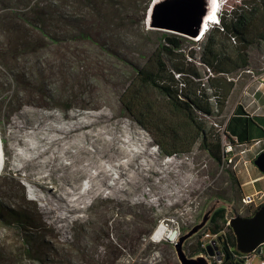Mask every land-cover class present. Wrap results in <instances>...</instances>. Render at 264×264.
<instances>
[{
  "label": "trees",
  "instance_id": "1",
  "mask_svg": "<svg viewBox=\"0 0 264 264\" xmlns=\"http://www.w3.org/2000/svg\"><path fill=\"white\" fill-rule=\"evenodd\" d=\"M144 1L147 2L145 10L152 0ZM130 3L137 4V0H0V63L24 90L36 91V85H42L45 80V70L39 62L33 65L39 69L41 78H38L37 72L27 68L28 56H37L41 50L64 42L99 43L107 34L111 21L116 19L118 27L132 24ZM187 41L193 40L163 32L160 43L144 65L135 67L132 80L120 95V102L123 109L150 133L164 155L190 153L199 146L221 165L222 135L209 118L225 116L238 85L236 75L251 66L252 49L264 47V0H241L231 9L220 12L219 22L205 34L199 56L196 50L186 51ZM94 117L86 122L58 121V124L19 118L20 121L12 124L18 130L32 129L31 137L35 140L24 144L29 152L37 154L21 156L24 164L19 170L30 169L31 176H38L34 182L37 194L45 203V212L59 214L63 209L66 214L75 213L81 208L80 204L101 196L106 189L124 198H151L163 194L154 189L144 190L145 185L154 186L160 182L165 171L171 173L160 164L156 153L149 152L148 142L135 136L133 141L138 139L136 149L131 148V155L121 158L123 155L117 148L122 143L124 131L117 130L113 116L103 111ZM110 129L119 135L112 139L107 132ZM41 132L45 135L43 138H39ZM111 143L116 151L114 157L109 154ZM60 147L68 151L66 158L60 159ZM9 148L8 144V151ZM53 151L57 157L55 166L62 169L60 187L53 183L49 169ZM29 157L33 166L24 161ZM72 157L80 160L79 167L88 178L84 190H80L79 183L70 177L68 167ZM150 157L157 163L149 164ZM122 163L128 170L121 167ZM228 173L239 183L233 170ZM110 179L113 182H109ZM259 206L250 207L248 215ZM229 219L225 208L216 211L207 236L224 235L228 248L239 253ZM147 221L143 218L142 224ZM0 223L18 230L22 240L21 245L16 246V242L8 243L0 238V264H80L76 260L78 252L84 255V264H116L108 250L98 253L89 245L77 247L74 241H63L61 246L58 240L52 242L49 237L59 238V235L53 234L51 227L42 218L36 219L34 214L14 213L0 205ZM126 233L131 240L128 253L136 255L140 249L138 231ZM206 242V239L200 242L196 253ZM151 249L149 246L142 253H151ZM244 261L245 258L236 264Z\"/></svg>",
  "mask_w": 264,
  "mask_h": 264
},
{
  "label": "rangeland",
  "instance_id": "2",
  "mask_svg": "<svg viewBox=\"0 0 264 264\" xmlns=\"http://www.w3.org/2000/svg\"><path fill=\"white\" fill-rule=\"evenodd\" d=\"M240 2L241 0H219V15L220 12L223 13ZM146 4L144 0H137V4L130 3L128 9L134 17L132 24L118 27L116 19L111 21L107 26V34H104L103 40L99 43L64 42L53 45L51 49L41 50L37 56H28L27 68L37 72L38 78H41L38 75L39 69L33 68V65L39 62L43 65L41 68L45 70V80L42 81V85H36V91L24 90L0 63V137L4 155L6 153L3 171L0 174V205L14 213L34 214L38 220L42 218V221L51 227L53 234L59 235V238L49 237L54 243L58 240L59 246L63 241H74L77 247L89 245L98 253L108 250L116 264H180L174 247L177 238L173 241L154 239L157 227L165 223L179 236L198 222L213 197L221 195L223 197L224 194L227 195L224 198L232 205V209H226L228 218L250 214V207L256 206L243 201V196L249 193L241 186V176H244L246 168L255 167L253 160L263 147L264 140L257 144L252 142V146L245 144L251 148L247 154L253 160L248 165L240 162L236 168L233 165L218 164L199 146L190 153L166 156L154 143L150 133L123 109L120 95L132 80L135 67L144 65L160 43L162 33L166 32L147 28L145 22L147 9L144 10ZM215 22H219V17ZM204 40L205 37L200 41H187L186 51L196 50L199 56ZM251 55L252 64L249 69L239 72L235 77L238 85L229 100L225 116L209 118L219 133L232 114V104L238 100L242 87L257 82L258 73L264 72V47L252 49ZM261 80L262 77L260 82ZM102 111L113 116L112 122L117 130L124 131V136L121 133L122 143L117 148L123 155L121 158L130 156L131 148L136 149L135 142L138 139L133 141L135 136L142 137L148 142L149 152L156 153L160 164L171 171L170 174L165 171L160 182L154 186L150 184L144 186L146 191L154 189L163 194L151 198L145 196L124 198L106 189L101 196L87 199L85 203L80 204L81 208L75 213L66 214L63 209L59 214L45 212V203L37 194L34 182L38 176H31L33 171L30 172V169L19 170L24 164L21 156L37 154L29 152L24 144L35 140L31 137L32 129L18 130L12 124L20 121L19 118L39 123L48 120L55 124H58V121L86 122L93 120L94 115ZM249 120L253 126L254 119ZM107 132L112 139L119 135L114 129ZM44 136L43 132L39 133V138ZM97 136L99 137L100 133ZM55 152L53 151L49 157L51 162L49 169L53 183L60 187L59 174L62 169L55 166V163L57 164ZM58 152L60 159L66 158L68 154V151L61 147ZM115 152L111 143L109 154L114 157ZM72 158L73 161L68 167L70 177L79 183L80 190H84L88 186V178L79 167L80 160L75 161L76 157ZM27 160L24 161L28 166L34 165L30 157ZM148 163L155 164L157 161L150 157ZM107 167L110 168L109 163ZM121 167L128 170L124 163ZM230 170L236 173L239 183L232 180L228 173ZM257 170L256 168V172H259ZM113 172L115 176L116 172L114 170ZM109 182H113V179ZM257 203L263 204L264 196L257 199ZM143 218L148 220L144 224ZM209 226L210 223L186 242L185 248L189 255L196 253L202 240L209 241L211 238L207 236ZM128 230L132 233L138 231L140 249L136 255L128 253L131 245V240L126 236ZM18 234V230L8 229L0 223L2 240H7L8 243L16 242V246H20L22 240ZM149 246L152 248L151 253H142ZM260 258L263 257L254 256L251 259L252 264H258ZM76 260L80 264L85 263L81 252L76 254ZM212 264L220 263L212 260Z\"/></svg>",
  "mask_w": 264,
  "mask_h": 264
},
{
  "label": "water",
  "instance_id": "3",
  "mask_svg": "<svg viewBox=\"0 0 264 264\" xmlns=\"http://www.w3.org/2000/svg\"><path fill=\"white\" fill-rule=\"evenodd\" d=\"M219 0H152L147 8L145 22L148 29L162 30L200 41L205 36L208 21L217 19ZM203 37V38H202ZM264 174V151L253 160ZM221 208L232 209L226 198L213 197L206 205L203 215L193 226L179 234L174 243L180 264H212L214 255L207 246L206 251L189 255L185 244L199 234ZM236 239V250L248 258L252 254L264 256V203L251 215H235L228 220Z\"/></svg>",
  "mask_w": 264,
  "mask_h": 264
},
{
  "label": "crops",
  "instance_id": "4",
  "mask_svg": "<svg viewBox=\"0 0 264 264\" xmlns=\"http://www.w3.org/2000/svg\"><path fill=\"white\" fill-rule=\"evenodd\" d=\"M258 76L257 82L246 84L242 87L238 100L232 104L230 119L228 117L226 121L228 134L237 138L239 143L248 144L249 146H252L256 140H264V82L262 87L257 90L260 78L264 76V72L258 73ZM235 119L237 120L234 122ZM249 119H254L255 123L253 126L250 124ZM256 120L259 122H256ZM253 127L255 128L253 129ZM262 146L261 149H264V143ZM247 155H243V160L248 161L244 163L245 165H248L253 160ZM256 168V166L254 168H246L244 176H241V186L249 194H264V174H260L261 171L258 168L257 171L259 172H256ZM248 264H252V261L250 260ZM258 264H264V258H260Z\"/></svg>",
  "mask_w": 264,
  "mask_h": 264
},
{
  "label": "built area",
  "instance_id": "5",
  "mask_svg": "<svg viewBox=\"0 0 264 264\" xmlns=\"http://www.w3.org/2000/svg\"><path fill=\"white\" fill-rule=\"evenodd\" d=\"M264 82V76H262V80L257 86V90H259ZM222 142H223V164L233 165L234 168L238 166L240 162L247 163V160H243V155L247 154L250 151V147H246V145L239 143L238 139L232 137L227 132L226 124L222 127L221 130ZM257 143H260L258 141ZM264 195L258 194H246L243 196V201L248 205L259 206L257 203V199H261Z\"/></svg>",
  "mask_w": 264,
  "mask_h": 264
},
{
  "label": "flooded vegetation",
  "instance_id": "6",
  "mask_svg": "<svg viewBox=\"0 0 264 264\" xmlns=\"http://www.w3.org/2000/svg\"><path fill=\"white\" fill-rule=\"evenodd\" d=\"M258 141L262 140H256L254 144H257ZM264 151V149H261L259 153ZM258 153V154H259ZM257 154V155H258ZM257 157V156H256ZM255 157V158H256ZM215 241L214 245L210 248V250L213 252V256L211 257L213 261L218 262L220 264H236L241 259L245 258L244 255H240L239 253H235L232 248H228L229 244L224 235H217L214 237H211L208 242L205 243L204 248L200 250V252L206 251L207 246L211 243V241ZM256 256V254H252L248 258H245V261L243 264H248L249 261Z\"/></svg>",
  "mask_w": 264,
  "mask_h": 264
},
{
  "label": "bare ground",
  "instance_id": "7",
  "mask_svg": "<svg viewBox=\"0 0 264 264\" xmlns=\"http://www.w3.org/2000/svg\"><path fill=\"white\" fill-rule=\"evenodd\" d=\"M217 17H219V6L217 9ZM219 15V16H218ZM216 23L214 20L212 21H208V27L206 29L205 34L208 32V30L213 26V24ZM203 38V37H202ZM4 153H3V149H2V144H1V137H0V174L3 171V166H4ZM178 234H175V231L171 228H169L165 223H161L157 229L155 230L154 233V239L156 240H161V239H168V240H176Z\"/></svg>",
  "mask_w": 264,
  "mask_h": 264
},
{
  "label": "clouds",
  "instance_id": "8",
  "mask_svg": "<svg viewBox=\"0 0 264 264\" xmlns=\"http://www.w3.org/2000/svg\"><path fill=\"white\" fill-rule=\"evenodd\" d=\"M217 23V22H216Z\"/></svg>",
  "mask_w": 264,
  "mask_h": 264
}]
</instances>
